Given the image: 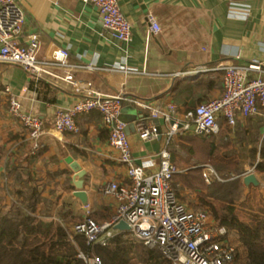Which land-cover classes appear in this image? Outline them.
<instances>
[{"label":"crops","instance_id":"obj_1","mask_svg":"<svg viewBox=\"0 0 264 264\" xmlns=\"http://www.w3.org/2000/svg\"><path fill=\"white\" fill-rule=\"evenodd\" d=\"M18 1L26 14L25 29L19 36L22 42L27 43L36 33L41 39L42 54L55 45L68 47L75 55L97 65L93 78L100 81L105 94L122 96V118L127 122L135 156L148 169L158 166L159 153L166 147L174 159L172 139L187 143L197 135L193 128L182 127L172 134L171 123L163 115H152L155 108L164 109L173 99L180 104L179 116H182L196 107L203 95L207 101L223 92L222 65L257 62L264 67V0H120L133 23V34L128 41L106 30L96 6L84 0ZM209 40L212 47L208 55H203L200 47ZM208 59L213 61V69L194 72ZM0 71L2 204L8 206L14 199L13 189L31 180L43 195L57 200L56 211L66 200L69 205L61 211L69 215L82 218L90 210L95 219L108 218L115 211V201L102 188L113 179L128 180V174L118 149L109 143L110 130L102 113L93 110L82 114L80 133L60 132L54 126L56 111L73 105L78 94L43 79L57 90L56 100L51 102L31 88L33 79L17 64L0 61ZM198 78L202 84L217 83L218 88L210 89L214 93H199ZM6 83L18 91L28 110L47 121L45 146L37 154L32 152L27 129L10 112L4 92ZM139 103L148 104V108ZM139 109L158 127V135L150 140L139 136L142 119L137 113ZM246 125L251 127L253 137L241 134ZM236 126L227 131L231 138L217 146L206 162L220 170L243 171L256 167L254 172L261 183L243 182L244 197L237 208L238 219L230 224L234 226L231 233L238 232L248 242L254 263L264 264V106L258 115L243 118ZM249 152H253L255 159L257 155V163L249 158ZM180 155L185 157L183 152ZM69 156L87 170L88 204L74 194L75 170ZM192 166L189 163L184 169ZM22 168L29 169V174L23 173ZM62 183L70 185L65 191L56 192L55 187ZM66 220L70 224L71 220Z\"/></svg>","mask_w":264,"mask_h":264},{"label":"built area","instance_id":"obj_2","mask_svg":"<svg viewBox=\"0 0 264 264\" xmlns=\"http://www.w3.org/2000/svg\"><path fill=\"white\" fill-rule=\"evenodd\" d=\"M84 1L96 6L106 30L123 41L131 39L133 23L120 0ZM25 25L26 14L19 1L0 0V61L17 64L31 79H46L78 94L73 105L57 109L54 119L56 130L80 133V116L93 110L100 111L110 130L109 143L118 149L127 167L128 180L113 179L102 188L103 193L115 201L114 213L98 220L88 210L70 233H83L91 242L106 243L108 238L120 232H130L148 247L160 251L172 264H232L237 249L221 238L226 229H213L209 210L191 207L174 189L173 175L178 169L170 149L166 147L160 151L158 166L154 169L138 163L127 132V122L122 118L123 98L119 94L103 92L100 81L93 78L97 65L75 55L63 45H55L42 54L38 34H32L27 43L19 39ZM211 47L209 40L203 43L200 51L208 55ZM213 65V61L208 59L194 72L211 70L215 67ZM220 68L224 71V90L220 95L188 109L182 116H179L180 104L171 99L164 109L155 108L152 115H163L171 123L172 134L181 127L185 130L193 128L199 134H219L226 126L232 130L239 120L258 115L264 106L263 65L234 62ZM253 71L259 73L253 75ZM4 92L10 112L27 129L32 152L37 154L45 146L46 119L28 110L11 84H5ZM139 104L148 108L146 103ZM147 117L149 115L140 118L139 136L143 140H150L159 133L156 124ZM202 166L207 183L215 179L245 178L255 171V167L238 171L220 170L211 163ZM121 220L129 223L130 231L115 228ZM79 256L88 264H105L100 255L89 257L81 253Z\"/></svg>","mask_w":264,"mask_h":264},{"label":"trees","instance_id":"obj_3","mask_svg":"<svg viewBox=\"0 0 264 264\" xmlns=\"http://www.w3.org/2000/svg\"><path fill=\"white\" fill-rule=\"evenodd\" d=\"M31 83V88L37 90L40 97L51 102L56 100L57 90L51 83L43 79H33ZM226 127L228 129L219 134L195 132L196 137L188 139L187 143L171 140L173 160L178 169L173 175V187L180 195L188 191L201 193L216 213L229 222L227 232L221 238L237 249L232 264H255L248 242L238 232L231 233L234 226L230 222L238 219L237 208L244 197L243 178L215 179L207 183L204 177L202 165L208 163V157L213 155L217 146L231 138L227 133L230 127ZM181 152L185 157L180 155ZM189 163L193 164L191 168L181 169ZM261 167L262 163H259L258 168ZM69 185L56 186V192L65 191ZM13 197L8 206H4L0 199V264H88L79 256L81 253L89 257L100 255L105 264H172L160 251L129 233L120 232L108 238L106 243L91 242L83 233L72 235L70 229L83 216L80 218L61 211L69 205L66 200L56 211L57 200L43 195L31 180L15 187ZM67 218L71 220L70 224L66 222Z\"/></svg>","mask_w":264,"mask_h":264},{"label":"rangeland","instance_id":"obj_4","mask_svg":"<svg viewBox=\"0 0 264 264\" xmlns=\"http://www.w3.org/2000/svg\"><path fill=\"white\" fill-rule=\"evenodd\" d=\"M198 86H199V91H200L199 93H202V94H206V93L208 94V93H212V92L214 93V91H212L210 89L215 90L216 88H218L217 83H213V84H205L204 83V84H200ZM204 96L205 95L202 96V99L200 100V102L198 101L199 103L204 101V99H203ZM242 129H243V133H241V134H243V136L253 137L252 129H251L250 126L246 125L245 128L243 127ZM234 132L232 133V135L234 134ZM255 151H256V154H257V150H255ZM252 154H253V152H249V156H250L249 158H251V160H253V161H256L254 163H257V155H256V159H255ZM259 162H261V160ZM184 167H182L181 169L184 170ZM255 170H256V167H255ZM62 184L66 185L67 183H62ZM200 194L197 193L196 191H193V192L188 191V192L185 193V195H183V192H181L182 199L184 201H186L191 207H193V208H203V209L209 210L210 225H211V227L213 229L222 228L223 227L227 231L229 222L227 220H223L222 217H220L216 213L215 208L208 201H206V198H203V196H201ZM141 264H143V262Z\"/></svg>","mask_w":264,"mask_h":264},{"label":"water","instance_id":"obj_5","mask_svg":"<svg viewBox=\"0 0 264 264\" xmlns=\"http://www.w3.org/2000/svg\"><path fill=\"white\" fill-rule=\"evenodd\" d=\"M137 113L141 117L148 116V114H146L145 111L142 109L137 110ZM144 114H146V115H144ZM68 160L71 163L72 168L75 170L74 181H75V185L77 188L74 190V194L77 197H79L83 201L84 204H88L89 203V194H88L87 189H85V182H86L85 176H86L87 170L84 169L79 162L75 161V159L72 156H69ZM22 172L27 175V174H29V169L22 168ZM244 182L248 185H250L252 183L258 185L261 183V180L259 179L257 173L253 171V172L249 173L247 176H245ZM115 228L120 229V230H128V231L131 230V226L129 225V223L126 220L119 221L115 225Z\"/></svg>","mask_w":264,"mask_h":264}]
</instances>
